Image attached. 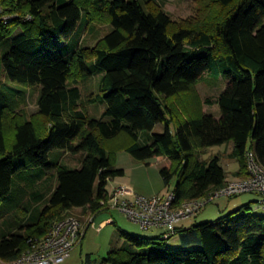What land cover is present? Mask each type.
<instances>
[{
  "label": "trees",
  "instance_id": "trees-1",
  "mask_svg": "<svg viewBox=\"0 0 264 264\" xmlns=\"http://www.w3.org/2000/svg\"><path fill=\"white\" fill-rule=\"evenodd\" d=\"M199 11L175 22L155 0H0L1 261L20 257L73 209L102 212L109 181L124 175L107 149L121 134L134 158L168 160L159 172L165 186L176 179L177 203L227 181L219 157L199 158L206 147L232 142L238 177L248 150L264 166V0H208ZM82 19L88 30H109L92 46L72 41ZM98 72L101 118L84 110L76 85ZM203 74L226 81L214 102L197 92ZM20 85L40 86L35 112H25ZM159 123L164 130L141 146L140 134ZM66 153L80 166L62 164ZM51 168L55 185L40 182ZM174 234L182 248L118 228L123 245L101 264H264V216L252 201Z\"/></svg>",
  "mask_w": 264,
  "mask_h": 264
},
{
  "label": "rangeland",
  "instance_id": "rangeland-1",
  "mask_svg": "<svg viewBox=\"0 0 264 264\" xmlns=\"http://www.w3.org/2000/svg\"><path fill=\"white\" fill-rule=\"evenodd\" d=\"M155 1L170 15L173 21L182 22L187 18L197 15V13L200 12L199 9L201 6L208 0ZM83 20L84 19L79 22L73 34L72 41L79 38L83 45L92 46L99 37L109 30V26L105 24L99 25L93 30H88V27H82ZM102 74V72H98L89 75L76 83L80 89L81 102L84 104V110L88 115L95 118H101L106 108V102L98 98V94H100L99 83ZM225 86L226 81L222 77H218L216 80L212 79L208 74H203L196 85V89L202 99L209 98L214 102L217 96L224 90ZM22 87L27 88L28 96L24 109L28 114L33 113L36 111V98L39 94L40 86ZM93 97H95L96 100L94 102H89L88 100ZM203 111L210 112L215 116L219 114L218 106L215 103L210 105L203 103ZM170 129L172 131L175 130L174 122L170 123ZM163 130L164 125L159 123L155 125L150 133L140 134L137 141L141 146L145 145L148 143V138H150L152 133H159ZM110 142V144H107V149L114 154L115 166L122 168L125 172L124 175L116 177L120 182L130 186L136 193L145 196L164 194L168 189H173L175 178L170 182L169 186H165L161 178L159 168L164 164L162 156L152 157L146 160L134 158L122 145L123 142H128V138L124 134H121L116 139H111ZM67 154L68 155L61 159V163L70 168L79 167V155ZM212 156L219 157V162L226 174V180H235V178H237L236 172L239 169V163L237 159L232 156V142L206 147L199 153L200 159H209ZM165 160L166 163H168L166 158ZM44 180H47L49 183H56V170L54 168L47 170L45 177L39 181L42 182ZM257 199L258 195L251 192H245L231 198H218L207 204L195 218L198 222L217 221L250 201H252L253 212L264 216V207H258L256 202H254ZM68 215L76 216L83 223L84 235L81 240L82 243L78 244L73 252H71L69 260L60 264H101V259L106 256L111 248L123 245V240L118 237V228L143 237H157L163 231L162 228H142L138 223L133 222L123 213L114 209L109 210L102 208V212L96 215L81 209H73ZM90 218L94 221L93 227L86 225ZM107 218H110L109 222L99 227L100 221ZM194 219L191 221L193 222ZM1 220L2 218H0V224ZM166 245L169 248H182L177 234H173L167 239ZM188 248H192V246Z\"/></svg>",
  "mask_w": 264,
  "mask_h": 264
},
{
  "label": "built area",
  "instance_id": "built-area-1",
  "mask_svg": "<svg viewBox=\"0 0 264 264\" xmlns=\"http://www.w3.org/2000/svg\"><path fill=\"white\" fill-rule=\"evenodd\" d=\"M245 158L246 176L227 180L220 187L197 199L177 203L172 189L164 194L145 196L136 193L124 183H118L108 188L107 198L100 204L104 209L118 210L142 228H162L161 237L168 239L175 233L180 221L196 216L207 204L218 198H231L251 192L258 195L257 206L264 207V166L257 160L253 150L246 151ZM86 225L93 227V219L90 218ZM102 225L100 223L99 227ZM83 226L76 216H64L54 221L44 236L30 239L29 247L20 257L13 261H0V264L62 263L80 244L84 235Z\"/></svg>",
  "mask_w": 264,
  "mask_h": 264
},
{
  "label": "crops",
  "instance_id": "crops-1",
  "mask_svg": "<svg viewBox=\"0 0 264 264\" xmlns=\"http://www.w3.org/2000/svg\"><path fill=\"white\" fill-rule=\"evenodd\" d=\"M27 100H28V96H27ZM36 101H37V98H36ZM37 108V107H36ZM25 110V109H24ZM26 112V111H25ZM232 147H233V145H232ZM66 155H68L67 153L66 154H64L63 155V157H65ZM62 157V158H63ZM163 160H164V164H166V160H165V157H163ZM79 162H80V158H79ZM163 164V165H164ZM125 173V172H124ZM238 177V176H237ZM118 183H122V182H120L117 178H114V179H112L111 181H109V184H108V188H110L112 185H114V184H118ZM125 184V183H124ZM53 185H55V183H53ZM77 209H79V208H77ZM82 210V209H81ZM84 211V210H83ZM199 214V213H198ZM197 214V215H198ZM196 215V216H197ZM196 216H194V217H192V218H189V219H185V220H182V221H180L178 224H177V227H188V226H190V225H192L194 222H196L197 220H196ZM195 218V219H194ZM192 219H194V221L192 222L191 220ZM109 220H110V218H107V219H103V220H101L100 221V223H103V225L102 226H104L105 224H107L108 222H109ZM190 220V221H189ZM99 223V224H100ZM82 243V241L80 242V244ZM75 249V248H74ZM73 249V250H74ZM73 252V251H72ZM70 258V257H69ZM69 258L68 259H66L65 261H68L69 260ZM64 261V262H65ZM63 263V262H62ZM60 264V263H59Z\"/></svg>",
  "mask_w": 264,
  "mask_h": 264
}]
</instances>
